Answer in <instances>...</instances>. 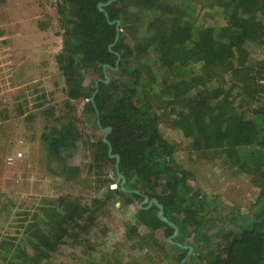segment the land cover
Instances as JSON below:
<instances>
[{"label": "trees", "instance_id": "16d2710c", "mask_svg": "<svg viewBox=\"0 0 264 264\" xmlns=\"http://www.w3.org/2000/svg\"><path fill=\"white\" fill-rule=\"evenodd\" d=\"M106 1H55L62 38L54 61L63 77L64 103L68 108L51 127L40 133L39 139L46 149V171L52 175L63 172L58 175L65 176L88 167L83 156L74 164L70 159L82 135L75 125L70 102L84 99L83 108L92 113L94 126L100 130L109 127L105 140L111 153L118 156L117 170L124 177L126 191L119 189L117 180L112 182L114 187L108 188L106 184L105 196L123 198L127 202L130 201L128 196L139 202L144 195L148 200L154 198L162 206L163 216L178 229L171 240L186 246L179 232L181 227L189 226L192 237L205 246V252L199 247L205 254V264H263L264 106L250 108L248 104L252 99L245 100L248 90L244 89L240 96L237 95L240 98L234 97L232 90L239 86L237 78L244 80V84L249 78L247 64L255 63L257 66L264 61V0H217L222 3L221 14L225 20L220 26H194L193 18H190L193 17V7L189 5L178 3L176 6L169 0H133L137 8L157 12L146 26L149 33L146 42L153 45L154 57L162 73L156 76L151 71L149 81L143 78L140 70V67L146 69V54L141 62L133 64L132 47L121 31L131 25L137 15L127 12L126 0H110L103 6V11L98 10L97 3ZM115 21L119 22V31L114 44L108 47L114 39ZM133 25L136 26L135 22ZM143 45L138 48L140 52L145 48ZM194 61L200 62L198 72L186 74L187 66ZM113 68L127 80L114 76ZM107 71L112 74L108 82L97 81L95 85L94 82L103 78ZM225 73L228 74L227 83L215 82L211 87L204 86V79L207 78L206 84L211 83ZM89 75L93 79L85 82V76ZM144 85L148 92L161 93L168 103L174 104L173 127L179 138L192 139V148L220 147L230 157L234 154L231 157L234 165L241 167L244 162L238 161V153L245 162L249 160L245 156L250 158L251 155L257 161L256 167H250L252 164L248 161L247 170L251 173L256 171L258 199L263 205L249 218L239 222L229 218L225 227H218L220 234L217 232L216 235L221 236V245L218 242L216 249L210 240L215 235L208 236L215 224L211 229L208 223L211 219H205L200 212L202 201L198 193L188 196L176 193V184L181 183L186 171L173 160V145L159 130L158 117L146 97ZM91 94L92 100H89ZM92 146L97 151L94 156L99 157L94 161L111 163L116 178L115 159L107 154V144L99 138ZM57 199L48 202H58L56 205L62 208L68 201L62 197ZM68 203L67 211L60 207L56 214L50 211L49 214L55 215L46 216L42 209L44 222L39 228L32 223L35 229L30 232L31 237L27 235L25 238L26 245L29 243L32 250L29 261L34 263L45 258L65 237L75 235L76 227H83L80 220H83L84 210L78 209L83 205L79 201ZM145 206L143 203L136 208V221L148 230L159 231L164 237L172 234V226L151 210L156 209L154 203L151 202L148 208ZM37 212L32 214L30 221H34ZM220 221L216 220L219 225ZM167 243L176 250L177 261L184 257L187 247ZM39 247L46 250L40 252ZM23 255L21 258L26 260V252Z\"/></svg>", "mask_w": 264, "mask_h": 264}, {"label": "rangeland", "instance_id": "374dc122", "mask_svg": "<svg viewBox=\"0 0 264 264\" xmlns=\"http://www.w3.org/2000/svg\"><path fill=\"white\" fill-rule=\"evenodd\" d=\"M55 1L30 0L33 6L37 5L41 17L49 18L50 36L54 39L51 57L49 45L38 44V41L33 43L36 47L32 51L26 50L25 45L17 43L15 54L12 56L15 41L5 28L8 26L10 12L5 9V0L0 3V15L4 16H0L2 89L0 102H4V95H8L4 89H9V96L13 102V108L8 112L6 108H0L1 119L12 118L7 124H0V264H178L181 259L177 261V252L167 243L166 237L157 230H148L136 221L138 200L128 196L130 201L127 202L123 198H108L104 195L106 184L108 188L114 187L112 182L116 183L117 180L112 172L111 163L94 161V158L99 157L94 156L97 151L92 144L101 138L103 131L94 126L92 113L83 108L84 99L70 102L75 125L82 134L78 147L70 159L74 164L83 156L88 167L83 171L79 169L76 174L70 173L65 176L58 175L63 172L52 175L45 169L46 149L39 139L40 133L44 128L51 127L68 108L64 103L63 77L54 61L55 54L61 48L62 38V30L58 25L54 7ZM169 1L173 5L180 3L192 6L193 17L190 18H193L194 26L221 25L223 6L217 0ZM125 3L127 12L137 17L131 25L125 26L126 28H122L121 31L132 47L133 64L141 62L140 59L147 55L144 58L146 69L140 67V70L143 78L149 81L151 71L156 76L162 73L155 60L156 52L153 45L146 42L149 37L146 26L157 12L139 9L133 0H126ZM134 22L136 26L133 25ZM142 43L145 48L140 52L138 48H141ZM15 63L18 69L26 70L25 75H16L14 71L12 72L14 69L12 64ZM20 64L25 66L18 67ZM199 65L200 62H191L187 66L186 74L197 73ZM263 69L264 61L257 66H251L250 80L249 78L245 80L249 99H253L257 108L262 104L254 77ZM113 71L116 74L114 76L127 80L119 70L113 68ZM105 75L108 82L112 74L107 71ZM227 75L225 73L219 80L207 84L206 78L204 86L211 87L215 82L225 84L229 80ZM91 79L93 77L90 75L85 76V82H90ZM239 87L240 89L233 88L234 97L240 98L238 96L243 93L242 86ZM143 88L152 109L157 114L162 136L173 145V160L186 171L181 183L176 184L178 189L176 193L181 196L198 193L202 201L200 212L205 219H211L208 222L211 229L215 224V228L208 236L215 235L214 239L210 240L216 249L218 242L221 245L218 227H225L229 218L234 222L249 218L252 212H256L263 205L261 199H258L256 171L251 173L247 170L248 161L252 164H249L250 167L254 165L256 167L257 161L252 157L254 155H251L250 158L245 156L249 159L245 162L238 153V161L241 164L244 162L241 167L238 164L234 165L235 162L231 158L234 154L230 157L220 147L206 150L192 148V139L179 138L177 130L173 127L174 104L168 103L167 98L161 93L148 92L146 85ZM6 127L12 130L11 133L8 132L9 136H5ZM16 152H20V155L14 156L12 162L7 163V158ZM220 186L223 187L222 193H219ZM57 197L68 200L62 208L59 206L61 210H68V202L79 201L83 205L78 208L84 210L83 220H80L83 227H76L75 235L65 237L57 244L56 249L47 251L45 258L33 263V260L29 261L32 250L29 249V243L26 245L25 238L27 235L31 237L30 232L35 229L32 223H36L39 228L44 222L42 209L46 216L59 212L60 208L56 205L58 202H48L58 200ZM50 211L55 214H49ZM36 212L34 221H30L32 214ZM217 219L222 220L220 225L216 222ZM48 224L51 226V222ZM179 235L186 246L192 245L190 254L182 264H205V254L202 252L203 250L205 252V246L197 243L192 237L190 227H181ZM200 246L203 250L199 248ZM39 248L40 252L46 250L43 247ZM20 251H23V254L26 252V260L21 258L23 254ZM23 257L25 258L24 255Z\"/></svg>", "mask_w": 264, "mask_h": 264}, {"label": "crops", "instance_id": "0c3cea01", "mask_svg": "<svg viewBox=\"0 0 264 264\" xmlns=\"http://www.w3.org/2000/svg\"><path fill=\"white\" fill-rule=\"evenodd\" d=\"M6 2V11L10 12V18L8 20V26L5 27L6 31H9L11 33L12 40L15 41L13 43L14 52L12 53V56L15 54L16 44L21 43L26 46V50H33L35 49V45L33 44L35 41H38V44L43 45H49V47H52V43L54 41L53 37L50 36L49 31V18H43L40 16V11H38V7L33 6L30 0H5ZM1 8V7H0ZM3 16V15H0ZM4 17V16H3ZM225 23V20L223 18L221 25ZM34 39V41H33ZM11 40V42H12ZM45 49V48H44ZM57 52V51H56ZM55 52V53H56ZM52 48L50 51L49 56L52 55ZM264 55V54H262ZM12 64L14 69H12V72L14 71V74H22L25 75L26 70L25 69H18L15 65ZM248 66V73L250 72V67L255 66V63L247 64ZM25 65L20 64L18 67H24ZM37 69V68H36ZM1 74V72H0ZM250 74V73H249ZM244 78V77H243ZM237 84L239 86H242L241 90L247 89V86L244 84L243 80H240L237 78ZM237 86L236 89H240V87ZM1 89V88H0ZM2 90V89H1ZM7 90L8 95H4V102H0V108H6L8 112L13 108V102L9 96V89ZM260 94V92H259ZM250 96H245V99H249ZM253 101V99L251 100ZM12 118L8 119H1L0 118V124H7L9 121H11ZM11 127V125H10ZM10 127H6L5 136H9L8 134L11 133L12 130H10ZM9 132V133H8ZM12 135V134H11ZM43 164H45L43 162ZM211 190H209L210 192ZM223 187L220 186V191L222 193Z\"/></svg>", "mask_w": 264, "mask_h": 264}, {"label": "water", "instance_id": "95a60500", "mask_svg": "<svg viewBox=\"0 0 264 264\" xmlns=\"http://www.w3.org/2000/svg\"><path fill=\"white\" fill-rule=\"evenodd\" d=\"M109 1H110V0L106 1L105 3L98 2L97 5H96L97 8H98V10L103 11V6L106 5ZM104 15L106 16V13H105V12H104ZM118 24H119V22H118V21H115V35H114V39H113V41L108 45V47H110L111 45H113L114 42H115V40H116V38H117V32L119 31ZM115 62H116V61H115ZM107 79H108L107 76H106L105 74H103V78H98V79L94 82V84L96 85V82H97V81H103V82H106ZM89 100H92V94H91V96L89 97ZM96 124H98V120H96ZM101 130L104 131V133H103V135H102V137H101V140H102L104 143L107 144V150H106V152H107V154L109 155V157H114V159H115V160H114V171H115V175H116V178H117L116 180H118V186H119V189H120L121 191H126V190L124 189V187H123L124 177H123L122 174H120V173L118 172V170H117V160H118V156H117L116 154H112V153H111L110 145H109V143L105 140V135H106L107 131H109V127H107V128H101ZM151 202H153L154 205H155V207H156V209H151V210L156 214V216H157L159 219H161L162 221H165L166 223H168L169 225H171L172 228H173V232H172V234H170L168 237H166V241L169 242V243L175 244V245H177V246H179V247H183V248L187 247V251H186L184 257H182V259H181L180 262L178 263V264H182V261H183V260H184V259L190 254L191 246H182V245H180L178 242H174V241L171 240V238L174 237V236L177 234L178 229H177V227H176L172 222H170L169 220L166 219V217L163 216L162 206H161V205H160V204H159L154 198H151L150 200H148L147 196L144 195L143 198H142V200L138 203L137 207L140 208V207H141V204L146 203V206H145L144 208H148V207H150Z\"/></svg>", "mask_w": 264, "mask_h": 264}, {"label": "built area", "instance_id": "2783aa9c", "mask_svg": "<svg viewBox=\"0 0 264 264\" xmlns=\"http://www.w3.org/2000/svg\"><path fill=\"white\" fill-rule=\"evenodd\" d=\"M255 83L257 84L258 88H259V91L261 92V104L264 106V70H262V72L259 74V76L255 79ZM248 106L250 108H255L257 105L255 102L253 101H250ZM20 155V152H16L14 155H11L7 158L6 162L7 163H11L14 156H19Z\"/></svg>", "mask_w": 264, "mask_h": 264}]
</instances>
